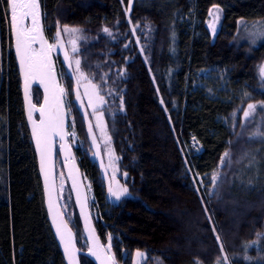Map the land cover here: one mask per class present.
Segmentation results:
<instances>
[{
  "label": "trees",
  "instance_id": "trees-1",
  "mask_svg": "<svg viewBox=\"0 0 264 264\" xmlns=\"http://www.w3.org/2000/svg\"><path fill=\"white\" fill-rule=\"evenodd\" d=\"M41 1L47 40L65 26L88 36L82 66L109 104L103 111L130 190L114 202L92 156L75 80L57 66L78 138L71 143L91 182L98 232L106 246L111 237L116 264H135L138 251L146 252L141 264H264V118L256 123L243 115L248 104H264V42L250 46L239 37L242 21L264 22V0ZM217 6L224 14L213 36L208 22ZM5 8L0 0V264H66L48 219ZM206 71L252 93L233 128L227 119L239 106ZM200 82L219 96L210 97ZM33 96L40 105L41 89ZM186 162L201 177L220 168L212 192L189 178ZM58 166L64 212L87 250L60 158ZM216 188L219 196L210 199ZM81 261L94 264L85 256Z\"/></svg>",
  "mask_w": 264,
  "mask_h": 264
},
{
  "label": "snow or ice",
  "instance_id": "snow-or-ice-1",
  "mask_svg": "<svg viewBox=\"0 0 264 264\" xmlns=\"http://www.w3.org/2000/svg\"><path fill=\"white\" fill-rule=\"evenodd\" d=\"M123 3V0H121ZM131 3V0H130ZM6 8H5V19L9 25L10 32L14 35V50L15 54L19 60L20 69L23 71L25 87L27 92L28 85L32 82V80L39 77L42 83L45 80L49 81L51 84H55V77L52 73V60H51V52L54 48L57 47L55 43H48L44 36V29L42 27V16H46V13L41 12V4L40 0H5ZM127 14L131 11V8H127L124 10ZM213 19H218V13H213ZM128 18V23H131V18ZM118 23V22H117ZM212 27L213 33H215L214 24L210 25ZM136 26L132 27L131 31L135 33ZM245 30L249 32L251 36V40L249 41L250 46H258L259 42H264V26L253 25L251 26V31H249V26H245ZM64 32H73L75 33L76 29H69L67 26L63 29ZM103 32L107 33L109 36L112 35V32L108 28H104ZM60 33L57 31L55 33L56 37H59ZM139 41L137 40V43ZM74 43V42H73ZM35 45H39V47H34ZM127 46V45H125ZM75 47L73 51H75ZM141 51L143 49L141 48ZM65 59H68L67 53H65ZM76 71L78 73L77 84H79L80 79H87L84 76V73L80 71L81 61L77 59L75 61ZM103 80V78H101ZM155 79V77H153ZM45 91L49 92V83H45ZM158 91V89H157ZM64 88H52L51 90V100L47 97L45 98L44 104L47 106V111L45 108L37 109L34 104L29 100L28 107V118L32 122V135L35 139L36 148L40 153V164L41 170L44 173V181L47 186L48 191V208L52 212L53 223L56 225V234L59 236L60 242L63 244L64 252L67 253L69 264H78L76 259V252L78 249L73 240V235L71 230L68 228L67 223L63 220L61 213L56 208L55 201L52 195V186H51V178H52V149L54 143V137H59L61 141L60 147L62 150L67 152V145L64 143L65 136L68 133L65 131V113L60 103V97L64 95ZM85 95L89 97V105L93 108V112L95 113L97 107L104 103V97L99 94L97 91V85H92V93H89L88 86H85ZM93 96L98 103L93 102ZM80 98L79 93L77 92V99ZM121 100V107H122ZM160 103L163 105L164 101L161 98ZM81 107H83V102H81ZM173 107L175 104L173 103ZM248 109L252 110L254 108L253 104H248ZM167 111V108L164 109ZM33 111H39L42 119L37 124L36 120L32 119ZM244 117L249 115L248 112H244ZM171 120V117H168ZM97 126L101 127V131L103 132V127L99 123L100 117H97ZM92 125L89 124V131H91ZM110 139V138H109ZM93 143L95 144V137H93ZM191 143H193V150L195 151L198 147V144L195 143V137L192 138ZM98 148V146H97ZM105 149L109 158L112 156V148L110 144L106 142ZM94 155H99V151L94 153ZM227 155V153H225ZM69 155H65V159H70ZM185 172L189 174L190 179H194L195 175L193 173V169L188 167L187 162L185 163ZM61 175V180L63 178V173ZM71 175V173H70ZM126 176L127 173H124ZM73 187L77 188V199L80 201L81 211H85V203L83 199H81V194L79 188L77 187L78 181L75 175H71ZM196 183H202V181H196ZM194 190L199 191L194 183ZM213 187H215L213 185ZM109 194L115 198L116 201H119L121 196L126 195L128 193V189L126 187L121 188L118 183L117 187L114 189L111 185L108 188ZM219 196V189L216 188L215 192L210 194L211 198H216ZM203 207V201H202ZM205 218L209 220V230L214 232L215 239L219 240L218 234H215V227L212 223V217L208 215V210L205 207ZM87 219V215L85 217ZM89 235L92 237V246L88 249V252L91 256L95 258L96 261H99V264H116L115 256L111 252V237H109V242L107 245V249L102 248L101 245L96 241L95 236H92L90 231ZM140 253H137L139 256Z\"/></svg>",
  "mask_w": 264,
  "mask_h": 264
},
{
  "label": "rangeland",
  "instance_id": "rangeland-1",
  "mask_svg": "<svg viewBox=\"0 0 264 264\" xmlns=\"http://www.w3.org/2000/svg\"><path fill=\"white\" fill-rule=\"evenodd\" d=\"M213 13H218V19H215V20L213 19V15H212ZM223 14H224V11L219 6L214 7L211 10L210 19L208 22V28L210 29L213 36H216L221 29ZM213 24L215 27V33H213L212 27L210 26ZM253 25L264 26V22L248 23V22L242 21L240 23V34H239L240 39L242 40L247 39L249 41L252 39L251 36L249 35V32L245 30V26H249V31H251V26ZM70 29H76L77 31L75 33L71 31L66 33L63 31V32H60L59 37H56L55 40H52V41L47 40L48 43H55L57 45V47L52 50L51 55H52L56 68L58 66V69L60 70L61 68L65 67L67 73L70 74L75 80L76 91L80 95V98L77 100H78L80 108L82 109L83 114L85 115L87 119L86 121H87L88 133L90 137L91 147L93 150L92 156L97 161V163L102 169V174L106 181L107 189L109 188V185H111L115 189L117 187V183L121 188L126 187L128 189V193L126 195L121 196V198H124L130 194V190H129V185L126 179L127 177L126 176L124 177L121 175V171H120V167H119L118 159H117L118 156L114 150V147L111 141L112 140L111 131L108 127V121H107L106 114H104V111H103L104 107H106V105L109 106V104L106 101L105 96L102 95L99 89V84L94 81V79L83 69V66H82L83 56L80 53L81 45L88 43L89 39H88V36L84 32H82V30L77 29V28H70ZM260 43L262 42H259L258 44ZM74 47L76 49L75 51H73ZM65 53H67L68 55L67 60L65 59ZM77 59L81 61L80 71H82L84 73V76L87 78V79L81 78L79 84H77L78 73L76 71V64H75V61ZM59 70H58V73L60 72ZM219 74L220 73L218 72H215V73H210V71L203 72V75L207 77V79H209L212 82V84L218 87L219 92L220 91H225V92L230 91L231 98L229 99L237 102V105L239 106L238 109L230 116L229 119H227V123L230 125V127L233 128L235 127L236 121L238 120V117H239V114L242 108L241 107L242 103L246 100H249L252 96V93L249 90L247 91L241 88L238 89V91H235L232 87L230 88L228 81H224ZM262 78L264 79V68H262ZM59 83H60V88H64L63 79L61 77V72L59 74ZM199 84L200 86L204 87L205 90H207L210 97L219 96L218 95L219 92L214 90V87H209L206 84H203L202 82H200ZM86 85L88 86L89 93H92V85H97V91L99 92L101 96L104 97V103L97 107L95 113L93 112V108L89 105V97L84 94ZM62 100L69 114L70 133H71V137L73 138L72 141H74V143L77 144L78 138L72 126L71 112L68 108L67 103H65L66 90H65L64 95H62ZM81 102H83V107H81ZM93 102L98 103L95 99V96H93ZM253 105H254V108L252 110H249L247 108L246 112L249 113L247 117H250L252 122L256 121V123H261L264 118V104H253ZM98 116L100 117L99 123L103 127V132L101 131V127L97 126ZM89 124L92 125L91 131H89ZM93 137H95V144L93 143ZM106 142L110 144L112 148L111 159L109 158V155L107 154L106 149H105ZM97 150L99 151V155H94V153L97 152ZM189 167L193 169L191 163H189ZM193 173L195 174L194 170H193ZM219 175H220V168L205 177L195 175L194 180L202 181V183H198V185L201 186V188L205 190L206 193L209 194L210 192H212L214 188L213 185L215 186L216 183L218 182ZM60 180L61 178H60V172H59V185H60ZM86 181H87L89 192H90V200H93L91 182L89 181L87 177H86ZM108 197H109V200L113 202L116 201L115 198L109 194V192H108ZM137 253H140V255L137 256ZM137 253H136L135 264H141L143 260L146 258V252L138 251Z\"/></svg>",
  "mask_w": 264,
  "mask_h": 264
},
{
  "label": "water",
  "instance_id": "water-1",
  "mask_svg": "<svg viewBox=\"0 0 264 264\" xmlns=\"http://www.w3.org/2000/svg\"><path fill=\"white\" fill-rule=\"evenodd\" d=\"M132 2H133V0H131V3ZM40 4H41V12L43 13V7H42V1L41 0H40ZM42 27L44 29V36L46 39L45 28H44V16H42ZM12 40H13V51H14V55L16 58L18 70H19V73L21 76V80H22L23 98H24V104H25L26 118H27V123H28L29 129H30L32 141L34 144L37 160H38L39 172H40L43 190H44V197H45V204H46L48 219H49L52 231L54 233V236L57 240V243H58V245L61 249V252L64 256L65 262H66V264H69L67 253L64 252L63 244L60 242L59 236L56 234V225L53 223L52 212L48 208V191H47V186L45 185V181H44V173L41 170L40 153H39V150L36 148L35 139L32 135V122L28 118L29 100H31V103L34 104L37 109L45 108V110L47 111V106L44 104V101H45L46 97L49 100H51L50 93H51L52 88H57V89L60 88L59 73H58V70L55 66V63H54L52 55H51L52 73H53V76L55 77V84L53 85L47 80H45V82L42 83L40 81L39 77H37L36 79L32 80V82L28 85L27 92H26L24 74H23V71L20 69L19 60H18V57L16 56L15 50H14V35L13 34H12ZM34 47H39V45H35ZM45 83H49V92L45 91ZM35 88L41 89L42 94H43L42 102L40 105L37 104L34 100L33 91ZM60 103H61L62 108H63L64 113H65V131L68 133V135L65 136V141H64V143L67 145V152H65L64 150L61 149V147H60L61 141L59 140V137H54V143H53V149H52V169H51L52 170V178L50 181L52 189H53L52 195H53V199L55 201L57 210H59L63 220L67 223L68 228L72 232L74 243L76 245V248L78 249V251L75 254L76 259L78 261V264H82V261H81L82 256L89 258L94 264H99V261H96L95 258L93 256H91L88 252V249L92 246V237L89 235L90 231L92 233V236H95L96 241L101 245L102 248L107 249V246L104 243L103 239L101 238V236L98 232V229H97V226L95 223V219H94V216H93V213L91 210L90 192H89L88 184L86 181V176H85V173L83 172V169L79 163L76 151H75V149L71 143L70 119H69V114H68L67 108L65 107V105L63 103L62 96L60 97ZM32 119L36 120L37 124H39V121L42 119L39 111H33ZM65 155H69L71 158L66 160ZM59 158L62 162L63 170L65 173V176H66V179H67V182H68V185H69L75 206H76L77 213H78L79 218H80L83 234H84V237H85L87 245H88L87 250H83L79 247L76 232L73 229V227L71 226V224L69 223L67 216L64 212L62 203H61L60 190H59V172H58ZM70 173H71V175H75L77 177V181H78L77 187L79 188V191L81 194V199H83V201L85 203V211L84 212L81 211L80 201L77 199V188L73 187V183H72ZM86 215H87V219L85 218Z\"/></svg>",
  "mask_w": 264,
  "mask_h": 264
}]
</instances>
